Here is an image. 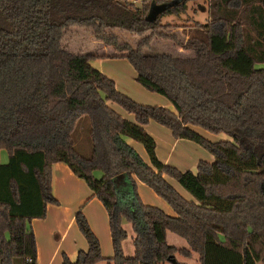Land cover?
<instances>
[{
    "label": "trees",
    "instance_id": "trees-1",
    "mask_svg": "<svg viewBox=\"0 0 264 264\" xmlns=\"http://www.w3.org/2000/svg\"><path fill=\"white\" fill-rule=\"evenodd\" d=\"M187 1L142 0L136 6L130 0H0V150L6 154L0 161V264H36L29 222L56 203L54 162L64 163L102 204L111 246V256L103 257L78 210L74 224L87 247L73 260L62 253L61 264H183L174 255L189 252L199 264H264V0H202L207 21L180 27L179 38L173 32L179 26L161 18L185 13ZM70 27L90 31L121 53L117 57L130 63L134 80L164 97L172 110L134 101L90 63L116 56L63 48ZM115 29L136 36L135 47L118 41ZM154 37L172 41L184 54L143 55ZM82 116L88 123L87 157L75 151L72 138ZM149 120L175 139L196 143L212 160H198L194 172L160 162L142 127ZM191 126L228 139L210 141ZM126 139L141 144L148 162ZM123 178L131 206L116 193ZM134 179L173 215L143 204ZM122 220L134 233L130 256L122 253ZM166 231L187 248L168 245Z\"/></svg>",
    "mask_w": 264,
    "mask_h": 264
},
{
    "label": "crops",
    "instance_id": "crops-1",
    "mask_svg": "<svg viewBox=\"0 0 264 264\" xmlns=\"http://www.w3.org/2000/svg\"><path fill=\"white\" fill-rule=\"evenodd\" d=\"M196 5V8L199 9L200 4ZM107 59L109 58L99 57L93 59L90 63L104 75L111 78L118 91L138 103L146 105V100L150 99L152 103L149 105H158L172 110L170 103L164 97L144 89L134 80L135 73L127 60L131 70L128 72L129 75L125 76L106 71L103 63ZM119 114L133 121V118L130 119L127 115L122 114V112H119ZM142 127L153 138L155 155L164 164L171 165L180 171L190 170L194 172L198 160L207 162L212 160V156L196 143L186 139L173 138L167 128L152 120H149ZM191 128L204 138L214 141L212 135L207 134L200 128L195 126H191ZM126 141L133 147L142 160L148 162L145 151L140 143L131 139H126ZM96 177L98 176L96 175ZM165 179L182 197L190 199V196L186 195L185 191L183 192L174 183H171L167 177ZM134 181L136 192L143 204L158 207L166 214L173 215L169 206L160 197L155 195L149 187L137 179H134ZM129 189V183L125 178L117 181V196L127 206H131ZM51 193L56 203L46 204L44 217L32 218L29 222L34 236L36 264H61L62 253L70 260H73L77 251L86 250V242L74 224L73 216L78 210L82 212L88 226L96 236L101 255L103 257L111 256L107 216L102 204L95 197H91V192L84 181L76 177L62 162H54L51 165ZM121 227L126 232V237L121 241L122 253L124 256H130L133 253L132 238L134 237V233L130 223L125 220L121 221ZM185 256L190 257L191 252Z\"/></svg>",
    "mask_w": 264,
    "mask_h": 264
},
{
    "label": "rangeland",
    "instance_id": "rangeland-1",
    "mask_svg": "<svg viewBox=\"0 0 264 264\" xmlns=\"http://www.w3.org/2000/svg\"><path fill=\"white\" fill-rule=\"evenodd\" d=\"M133 5L139 6L142 3V0H130ZM196 4H200V10L196 8ZM206 7L205 2L202 0H190L186 2V11L185 13L181 14L178 17L174 16H165L161 18V22H170L175 26H179L173 32L180 38L182 36V32L180 27H187L190 25L193 20H196L200 23H205L207 21V14H206ZM170 32V31H168ZM113 33L117 37L118 41L125 42L130 47L134 48L135 43L137 42L138 38L136 36L130 35L125 31H121L118 29L113 30ZM61 45L63 48L67 49L71 53H84V52H92L96 55L103 54L105 56H116L114 58H109L104 61L103 65L106 67V71L115 72L119 75H129L128 72L131 70L126 59H121L119 56L121 53H116L113 51L111 47H106L104 44L95 39L92 33L88 30L77 28V27H70L69 29L65 30L63 33V37L61 40ZM153 53H177V54H184V51H178L175 45L170 40H162L159 38H152L150 41L149 47L143 49V55L149 56ZM144 90V89H143ZM147 93V91L144 90ZM148 99V98H147ZM135 101V100H134ZM145 101V100H144ZM147 104L149 105L152 103V100H146ZM141 104V103H140ZM108 105L117 113L122 112V114L127 115L130 119H132V115L126 113L120 107L112 102H108ZM145 105V104H144ZM125 118V117H124ZM127 119V118H125ZM129 120V119H127ZM203 130V129H201ZM88 123L85 116L80 117L75 125V128L72 132V138L74 142V149L75 151L83 157H87L90 154V142L88 138ZM204 131V130H203ZM207 134L212 135V139L214 140H221V139H228L227 135L223 133L219 134H212L204 131ZM212 141V140H210ZM205 152V151H204ZM6 160V154L4 150H0V161ZM95 177L96 175L99 177L101 174L100 172H94ZM168 178V177H167ZM171 183H174L175 186L180 188L183 192L184 190L172 179L168 178ZM264 183V182H263ZM186 195H188L186 193ZM125 197V196H123ZM165 241L168 245L174 246L176 248H186L185 241L180 238L179 236L171 233L170 231L165 232ZM174 259L179 263L183 264H198L197 262V255L194 252H191V256H185L183 253L175 254ZM102 264V263H96ZM162 264H171L170 262H164ZM256 264H261L257 262Z\"/></svg>",
    "mask_w": 264,
    "mask_h": 264
},
{
    "label": "water",
    "instance_id": "water-1",
    "mask_svg": "<svg viewBox=\"0 0 264 264\" xmlns=\"http://www.w3.org/2000/svg\"><path fill=\"white\" fill-rule=\"evenodd\" d=\"M262 188H263V191H264V183L262 184ZM174 259H172V261H173Z\"/></svg>",
    "mask_w": 264,
    "mask_h": 264
}]
</instances>
